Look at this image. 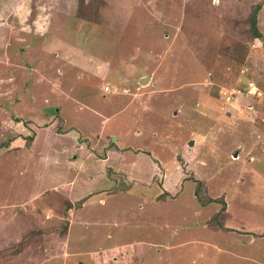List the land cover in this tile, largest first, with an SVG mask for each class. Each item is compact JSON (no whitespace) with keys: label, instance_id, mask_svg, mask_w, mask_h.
Returning <instances> with one entry per match:
<instances>
[{"label":"rangeland","instance_id":"rangeland-1","mask_svg":"<svg viewBox=\"0 0 264 264\" xmlns=\"http://www.w3.org/2000/svg\"><path fill=\"white\" fill-rule=\"evenodd\" d=\"M0 264H264L263 0H0Z\"/></svg>","mask_w":264,"mask_h":264},{"label":"trees","instance_id":"trees-1","mask_svg":"<svg viewBox=\"0 0 264 264\" xmlns=\"http://www.w3.org/2000/svg\"><path fill=\"white\" fill-rule=\"evenodd\" d=\"M263 3H264V0H263ZM261 6L259 4L256 5L255 7V10L254 12L251 14V17H250V25H251V28L253 30V34H254V37L258 38V37H261V33L258 31V28H257V10L260 8Z\"/></svg>","mask_w":264,"mask_h":264},{"label":"water","instance_id":"water-1","mask_svg":"<svg viewBox=\"0 0 264 264\" xmlns=\"http://www.w3.org/2000/svg\"><path fill=\"white\" fill-rule=\"evenodd\" d=\"M146 79H147V76H144V77H142V78L140 79V82H141V81H146Z\"/></svg>","mask_w":264,"mask_h":264},{"label":"built area","instance_id":"built-area-1","mask_svg":"<svg viewBox=\"0 0 264 264\" xmlns=\"http://www.w3.org/2000/svg\"><path fill=\"white\" fill-rule=\"evenodd\" d=\"M104 90H105V91H108V90H109V86H105V87H104Z\"/></svg>","mask_w":264,"mask_h":264},{"label":"crops","instance_id":"crops-1","mask_svg":"<svg viewBox=\"0 0 264 264\" xmlns=\"http://www.w3.org/2000/svg\"><path fill=\"white\" fill-rule=\"evenodd\" d=\"M161 166H162V165H161ZM137 175H139L138 171H137ZM165 190H168V189H165ZM253 193H254V192H251V195H253ZM158 194H160V193H158Z\"/></svg>","mask_w":264,"mask_h":264},{"label":"bare ground","instance_id":"bare-ground-1","mask_svg":"<svg viewBox=\"0 0 264 264\" xmlns=\"http://www.w3.org/2000/svg\"><path fill=\"white\" fill-rule=\"evenodd\" d=\"M150 79V78H149ZM142 84L146 83V81H141Z\"/></svg>","mask_w":264,"mask_h":264},{"label":"clouds","instance_id":"clouds-1","mask_svg":"<svg viewBox=\"0 0 264 264\" xmlns=\"http://www.w3.org/2000/svg\"><path fill=\"white\" fill-rule=\"evenodd\" d=\"M103 90H104V88H103Z\"/></svg>","mask_w":264,"mask_h":264}]
</instances>
